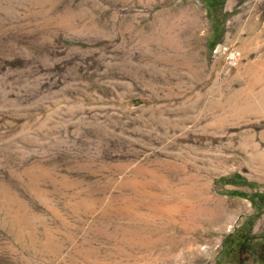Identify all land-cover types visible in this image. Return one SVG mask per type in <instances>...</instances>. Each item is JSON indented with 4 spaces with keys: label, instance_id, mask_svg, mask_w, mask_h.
<instances>
[{
    "label": "rangeland",
    "instance_id": "obj_1",
    "mask_svg": "<svg viewBox=\"0 0 264 264\" xmlns=\"http://www.w3.org/2000/svg\"><path fill=\"white\" fill-rule=\"evenodd\" d=\"M262 257L264 0H0V264Z\"/></svg>",
    "mask_w": 264,
    "mask_h": 264
},
{
    "label": "built area",
    "instance_id": "obj_2",
    "mask_svg": "<svg viewBox=\"0 0 264 264\" xmlns=\"http://www.w3.org/2000/svg\"><path fill=\"white\" fill-rule=\"evenodd\" d=\"M211 53L226 64L233 65L240 58V51L228 42H219L211 48Z\"/></svg>",
    "mask_w": 264,
    "mask_h": 264
},
{
    "label": "trees",
    "instance_id": "obj_3",
    "mask_svg": "<svg viewBox=\"0 0 264 264\" xmlns=\"http://www.w3.org/2000/svg\"><path fill=\"white\" fill-rule=\"evenodd\" d=\"M215 45V44H214ZM213 45V46H214ZM212 46V47H213ZM232 183H240V184H246L243 180H241L240 177L236 178V180H233ZM262 260H264V257H262Z\"/></svg>",
    "mask_w": 264,
    "mask_h": 264
}]
</instances>
